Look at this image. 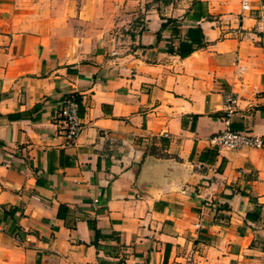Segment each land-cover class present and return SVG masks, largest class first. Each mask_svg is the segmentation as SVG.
I'll list each match as a JSON object with an SVG mask.
<instances>
[{
    "label": "crops",
    "instance_id": "1",
    "mask_svg": "<svg viewBox=\"0 0 264 264\" xmlns=\"http://www.w3.org/2000/svg\"><path fill=\"white\" fill-rule=\"evenodd\" d=\"M241 1L0 0V264H264V147L211 143L226 94L264 142V0ZM147 155L182 177L140 191Z\"/></svg>",
    "mask_w": 264,
    "mask_h": 264
},
{
    "label": "built area",
    "instance_id": "2",
    "mask_svg": "<svg viewBox=\"0 0 264 264\" xmlns=\"http://www.w3.org/2000/svg\"><path fill=\"white\" fill-rule=\"evenodd\" d=\"M249 5L246 0L241 1V9L246 10ZM236 98L226 94L224 99V113L226 127L211 138V143L218 148L238 150L243 147L262 148L264 142L260 136L253 135L247 130L233 131L229 128V117L234 111ZM78 103L72 97H65L58 105L57 113L64 125V135L67 142L72 143L80 134L83 124L78 116ZM167 136V133H164ZM190 264V263H185Z\"/></svg>",
    "mask_w": 264,
    "mask_h": 264
},
{
    "label": "water",
    "instance_id": "3",
    "mask_svg": "<svg viewBox=\"0 0 264 264\" xmlns=\"http://www.w3.org/2000/svg\"><path fill=\"white\" fill-rule=\"evenodd\" d=\"M182 168L174 159L147 155L136 178L138 189L145 193H159L181 178Z\"/></svg>",
    "mask_w": 264,
    "mask_h": 264
},
{
    "label": "trees",
    "instance_id": "4",
    "mask_svg": "<svg viewBox=\"0 0 264 264\" xmlns=\"http://www.w3.org/2000/svg\"><path fill=\"white\" fill-rule=\"evenodd\" d=\"M192 9L193 11V17H199L200 16V5L199 4H194L192 5ZM164 26V24H163ZM174 31L176 32V29L174 28ZM186 41L185 42H179L178 46H177V54L180 57H185L187 55H189L194 49L203 47L205 45V41H204V36L203 33L200 29L199 26H193V27H189L186 30ZM66 97H72L75 101H77L78 105H79V101L78 98L75 95H67ZM209 153L212 157L210 159V161L213 160L214 156H215V152L214 151H209L207 152Z\"/></svg>",
    "mask_w": 264,
    "mask_h": 264
}]
</instances>
